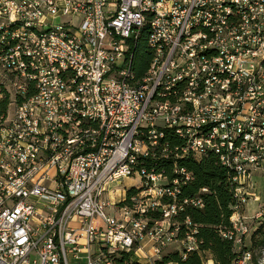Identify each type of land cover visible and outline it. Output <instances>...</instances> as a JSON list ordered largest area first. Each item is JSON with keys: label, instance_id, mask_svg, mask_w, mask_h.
<instances>
[{"label": "built area", "instance_id": "obj_1", "mask_svg": "<svg viewBox=\"0 0 264 264\" xmlns=\"http://www.w3.org/2000/svg\"><path fill=\"white\" fill-rule=\"evenodd\" d=\"M144 28L152 57L136 79ZM209 151L239 199L231 264H264L246 248L261 212H243L259 201L251 172L264 175V0H0V264H156L173 244L185 259L196 229L174 216L202 201L176 199L191 178L177 161ZM127 177L140 190L119 205Z\"/></svg>", "mask_w": 264, "mask_h": 264}, {"label": "trees", "instance_id": "obj_2", "mask_svg": "<svg viewBox=\"0 0 264 264\" xmlns=\"http://www.w3.org/2000/svg\"><path fill=\"white\" fill-rule=\"evenodd\" d=\"M147 29L144 28L142 33L136 38L131 56V71L134 78L140 79L144 76L150 60L151 49L147 43ZM165 142L168 147L173 144L181 143L171 129H164L163 136L159 139ZM153 164L156 171H163L167 176L172 178V163L168 159L158 158L148 161ZM178 165L185 167L191 172V178L180 185L176 199L180 201L182 198L199 197L202 206H194L184 204V208L174 220L180 223L183 230L182 222L189 218L196 232L193 234L198 248L187 253L185 259H181L180 253L170 251L163 255L160 259H156L155 263L178 262L179 264H231L235 258V250L232 242L223 235L230 228V215L233 213L235 206L239 204V199L234 194V183L231 180L232 172L224 166L218 154L209 151L201 155L199 158L187 157L179 159ZM149 164V165H150ZM141 183L126 188V200L119 202V205L125 204L128 197L140 190ZM154 218H159L160 214L155 211L151 214ZM257 223L249 236L250 244H246V248L251 250L253 254L256 250L264 251V213L262 218L256 220ZM182 225V226H181ZM180 231L179 235H182ZM131 253L122 252L115 257L114 264H140L130 257ZM254 263L257 258L253 256Z\"/></svg>", "mask_w": 264, "mask_h": 264}, {"label": "rangeland", "instance_id": "obj_3", "mask_svg": "<svg viewBox=\"0 0 264 264\" xmlns=\"http://www.w3.org/2000/svg\"><path fill=\"white\" fill-rule=\"evenodd\" d=\"M55 22H58V20H56ZM251 182L254 184L253 189L259 195V201H254L252 199L247 200V202L245 203V208L243 206V209H244L243 212H244V215L246 216H253L255 212L260 211L261 212L260 218H262L263 213H264V175L260 173L259 171H252L251 172ZM138 183H139L138 178L127 177L121 180L120 186L129 188L131 186L137 185ZM107 211H110V210H107ZM92 223L94 225H99L101 222L99 221V219H94ZM256 223L257 221L254 222V224ZM80 226H81V223L78 221H69L67 223V228H73V229L78 230ZM246 244L247 245L250 244L249 237H248V240H246ZM178 248H179V245L173 244L163 252V255H165L166 253L170 251L178 250ZM254 255L256 256L257 261H260V262L263 261L264 251L257 249Z\"/></svg>", "mask_w": 264, "mask_h": 264}, {"label": "crops", "instance_id": "obj_4", "mask_svg": "<svg viewBox=\"0 0 264 264\" xmlns=\"http://www.w3.org/2000/svg\"><path fill=\"white\" fill-rule=\"evenodd\" d=\"M117 190L118 191H116L114 194H112L113 196H119V189H117ZM244 208H245V206H244ZM142 255H143L142 253H139L137 255L138 257L135 255V256H133L132 259L135 260V261H137V262H139V263H141V264H147V260ZM211 263H212V261H211Z\"/></svg>", "mask_w": 264, "mask_h": 264}, {"label": "bare ground", "instance_id": "obj_5", "mask_svg": "<svg viewBox=\"0 0 264 264\" xmlns=\"http://www.w3.org/2000/svg\"><path fill=\"white\" fill-rule=\"evenodd\" d=\"M138 38H139V37H138ZM138 38H137V39H138Z\"/></svg>", "mask_w": 264, "mask_h": 264}]
</instances>
